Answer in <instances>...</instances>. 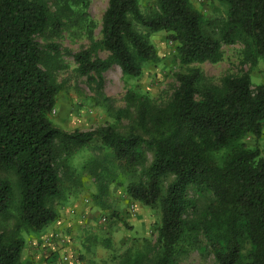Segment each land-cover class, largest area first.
Masks as SVG:
<instances>
[{
	"label": "trees",
	"instance_id": "obj_1",
	"mask_svg": "<svg viewBox=\"0 0 264 264\" xmlns=\"http://www.w3.org/2000/svg\"><path fill=\"white\" fill-rule=\"evenodd\" d=\"M141 1L108 0L95 39L90 0H0V216L13 222L0 232V264H21L25 233L41 234L60 218L58 165L90 146L111 152L118 167L112 179L124 175L127 195L160 213L156 241L143 239L117 264H181L192 250L210 252L214 264H264V83L251 81L264 62V0H211L222 10L218 17L191 0H149L147 12ZM161 32L187 67L176 73L166 105L129 90L127 107L116 111L131 119L125 133L55 125L51 113L62 91L56 73L67 65L53 38H89V47L65 53L101 92L114 65L137 78L144 64L158 62L151 36ZM235 44L249 71L216 85L191 66L218 63L223 46ZM101 167L95 158L83 165L97 177Z\"/></svg>",
	"mask_w": 264,
	"mask_h": 264
},
{
	"label": "rangeland",
	"instance_id": "obj_2",
	"mask_svg": "<svg viewBox=\"0 0 264 264\" xmlns=\"http://www.w3.org/2000/svg\"><path fill=\"white\" fill-rule=\"evenodd\" d=\"M194 6L208 17L222 15L217 2L211 0H191ZM149 0L141 1V8L147 12ZM108 6V0H90L89 13L96 23L94 38H101L102 17ZM62 47L63 59L67 65L56 73L62 91L57 96L55 111L51 119L56 126L65 131H88L102 126H114L120 132L128 131L131 119L116 118V111L127 107L126 94L129 90L146 93L154 106H164L172 98L178 86L176 73L185 72L177 59L174 44L166 33L151 36L160 60L143 65L142 75L130 78L123 75L119 66L114 65L104 73L105 82L102 91L95 83L77 71L73 57L65 51L73 53L89 47L91 41L84 34L65 33L63 38H53ZM38 41L46 45L51 37H38ZM224 56L218 63H195L200 67L208 81L219 85L227 75L237 76L249 71L250 65L244 61L241 44L223 46ZM107 52H100L106 58ZM253 87L264 83V62L251 70ZM252 142V141H251ZM264 152V136L262 138ZM95 158L102 163L98 169L99 176L85 172L84 163ZM150 156V160H151ZM59 170L61 175V195L54 205L59 212V219L41 234L25 233L26 248L21 264H50L53 255L65 252L68 248L71 262L68 264H117L120 255L128 248L140 246L143 239L153 243L157 238L160 224V213L133 201L126 191L127 179L124 175L116 176L118 169L111 152L94 146L78 150L71 158H62ZM9 178L16 184L12 174ZM169 181L165 182V186ZM136 205V213L130 211ZM195 216L194 213L191 214ZM106 221H102L103 218ZM12 220L0 216V232L12 228ZM58 231L67 241V245H46V235ZM92 261V263H90ZM181 264H214L210 252L201 254L192 250L180 260ZM60 264V263H57Z\"/></svg>",
	"mask_w": 264,
	"mask_h": 264
},
{
	"label": "built area",
	"instance_id": "obj_3",
	"mask_svg": "<svg viewBox=\"0 0 264 264\" xmlns=\"http://www.w3.org/2000/svg\"><path fill=\"white\" fill-rule=\"evenodd\" d=\"M55 111V109H54ZM130 211L133 215L136 213V205L132 204ZM102 221H106V218L104 217ZM46 245L47 246H53V245H67V241L64 239L63 235L59 233L58 231L51 232V234L46 235ZM68 248H65L64 251L60 254L53 255L51 253V257L49 259L50 264H68L71 262V256L68 252H66Z\"/></svg>",
	"mask_w": 264,
	"mask_h": 264
}]
</instances>
